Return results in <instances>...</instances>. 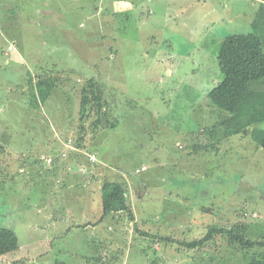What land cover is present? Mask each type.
<instances>
[{
  "label": "rangeland",
  "instance_id": "rangeland-1",
  "mask_svg": "<svg viewBox=\"0 0 264 264\" xmlns=\"http://www.w3.org/2000/svg\"><path fill=\"white\" fill-rule=\"evenodd\" d=\"M248 34L264 47L258 0H0V244L15 245L0 264L264 257L225 236L185 247L214 227L264 243V151L208 97L222 43ZM49 77L42 103L35 83ZM90 81L106 101L96 130ZM105 182L126 187L134 221L100 222Z\"/></svg>",
  "mask_w": 264,
  "mask_h": 264
},
{
  "label": "trees",
  "instance_id": "trees-1",
  "mask_svg": "<svg viewBox=\"0 0 264 264\" xmlns=\"http://www.w3.org/2000/svg\"><path fill=\"white\" fill-rule=\"evenodd\" d=\"M218 60L223 81L209 93L210 102L219 110L229 114L228 119L224 122L228 132L250 137L264 151V91L255 88V82L264 80V47L260 37L256 34L228 37L221 45ZM55 83L56 80L51 77L36 81L35 85L39 93L37 94L40 95V102L44 103L47 100ZM90 83L92 99L98 106L97 117L92 124L93 130H96L100 127V116L106 101L102 99L101 90L94 81H90ZM88 103V95H83L80 102V116L82 118L88 112ZM37 104L39 103L36 101ZM116 124V122H112L110 127H114ZM126 191V187L124 188L117 183L105 182L102 185L100 193L103 216L100 221L119 213H126L134 221V213L129 205L128 191ZM0 233L7 235L5 231H0ZM139 233L141 236L150 235L149 232L144 231H139ZM216 236H225L229 242L238 241L246 248L264 245L263 242L254 243L252 240H246L240 228L214 227L202 239L185 243V247L189 250L201 248L205 243L214 240ZM171 240L174 239L171 238ZM4 241L2 240L3 243ZM14 248V244L11 250L5 249L0 244V260L6 254L14 251ZM247 264H264V257L254 258Z\"/></svg>",
  "mask_w": 264,
  "mask_h": 264
},
{
  "label": "crops",
  "instance_id": "crops-1",
  "mask_svg": "<svg viewBox=\"0 0 264 264\" xmlns=\"http://www.w3.org/2000/svg\"><path fill=\"white\" fill-rule=\"evenodd\" d=\"M260 3H262V4H264V1H261V0H258ZM73 146H71L70 148L75 152V151H79L80 149H76V148H72ZM84 152V151H83ZM93 156V155H92ZM92 156H90V158L92 157ZM94 157V156H93ZM89 158V159H90ZM95 159V158H94ZM91 160V159H90ZM92 162V161H91ZM94 163V162H93ZM97 163V162H96ZM102 176V174H99V177H101ZM103 183V182H102ZM101 183V184H102ZM101 187H102V185L101 186H99V190H98V194H99V196H100V198H101V193H100V191H101ZM95 192H97V189H96V191ZM93 201V200H92ZM101 206H102V201H101ZM81 207H83V206H81ZM102 208H103V206H102ZM81 210V209H80ZM121 214V213H120ZM116 215H118V214H116ZM116 215H113V216H116ZM102 216H103V211H102V213H101V216H100V220H101V218H102ZM104 219H102V221H103ZM101 222V221H100ZM136 224V223H135Z\"/></svg>",
  "mask_w": 264,
  "mask_h": 264
},
{
  "label": "built area",
  "instance_id": "built-area-1",
  "mask_svg": "<svg viewBox=\"0 0 264 264\" xmlns=\"http://www.w3.org/2000/svg\"><path fill=\"white\" fill-rule=\"evenodd\" d=\"M14 49H15L14 45L10 44V46H9V50L12 51V50H14ZM90 159H91L92 162L95 161V159H94L93 156H92ZM145 170H146V167H143V168H141V169H137V170H136V174H140L142 171H145Z\"/></svg>",
  "mask_w": 264,
  "mask_h": 264
}]
</instances>
